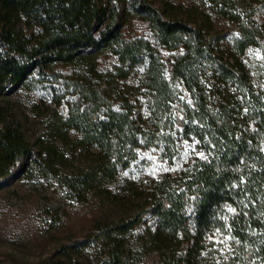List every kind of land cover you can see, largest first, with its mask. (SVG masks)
<instances>
[{
    "label": "trees",
    "instance_id": "16d2710c",
    "mask_svg": "<svg viewBox=\"0 0 264 264\" xmlns=\"http://www.w3.org/2000/svg\"><path fill=\"white\" fill-rule=\"evenodd\" d=\"M202 1L0 0V188L20 169L19 178L55 182L70 200L110 202L120 213L37 264H138L155 252L162 264H264V89L244 60L264 42V0ZM132 17L183 48L173 73L192 102L177 128L181 100L161 54L124 36ZM106 52L118 63L103 70ZM51 75L65 81L67 108L41 111L43 131L31 142L8 92ZM184 140L205 157L174 176L119 182L140 149L176 158Z\"/></svg>",
    "mask_w": 264,
    "mask_h": 264
},
{
    "label": "rangeland",
    "instance_id": "374dc122",
    "mask_svg": "<svg viewBox=\"0 0 264 264\" xmlns=\"http://www.w3.org/2000/svg\"><path fill=\"white\" fill-rule=\"evenodd\" d=\"M186 5L198 4L202 0H173ZM218 28L230 31V38L238 36L234 25L212 13ZM124 36L132 40L144 37L151 41L161 54L165 63L166 75L177 91L181 102L175 107L180 126L183 118V104L192 102L180 79L174 77L173 63L183 53V48L166 42L152 31L149 21L130 18L124 27ZM244 60L251 70L255 85L264 89V42L259 47L249 48ZM118 63L111 52L99 58L100 69L106 70ZM59 68L58 71H60ZM33 76L22 88H12L8 92L9 101L14 107L15 118L20 121L22 133L27 140L34 142L43 131L44 112L51 110L65 111L67 108L66 85L63 78ZM133 81V79L131 80ZM62 100L58 106L57 100ZM73 136L79 137L78 134ZM200 153H203L201 157ZM205 153L193 140H184L181 155L176 158H163L156 146L139 150V159L127 170L122 171L119 182L131 179L149 183L180 172L188 162L204 158ZM20 169L9 183L0 188V264H37L43 262L64 244L82 241L93 226L94 220L102 216H117L118 206L110 202L102 203L92 199L87 203L70 200L61 186L43 179L19 178ZM114 188V187H113ZM233 212L231 208H228ZM149 223V222H148ZM136 234H134L135 240ZM138 264H162L160 253H151L142 258ZM249 264H261L257 261Z\"/></svg>",
    "mask_w": 264,
    "mask_h": 264
},
{
    "label": "snow or ice",
    "instance_id": "6c2138e0",
    "mask_svg": "<svg viewBox=\"0 0 264 264\" xmlns=\"http://www.w3.org/2000/svg\"><path fill=\"white\" fill-rule=\"evenodd\" d=\"M201 157H203V153H200Z\"/></svg>",
    "mask_w": 264,
    "mask_h": 264
}]
</instances>
